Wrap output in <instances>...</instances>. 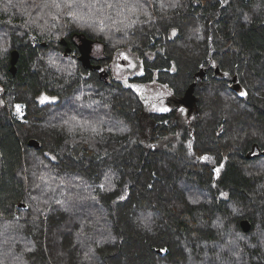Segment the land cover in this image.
<instances>
[{"label": "trees", "instance_id": "16d2710c", "mask_svg": "<svg viewBox=\"0 0 264 264\" xmlns=\"http://www.w3.org/2000/svg\"><path fill=\"white\" fill-rule=\"evenodd\" d=\"M0 90V264H264V0H0Z\"/></svg>", "mask_w": 264, "mask_h": 264}, {"label": "rangeland", "instance_id": "374dc122", "mask_svg": "<svg viewBox=\"0 0 264 264\" xmlns=\"http://www.w3.org/2000/svg\"><path fill=\"white\" fill-rule=\"evenodd\" d=\"M101 53V49L98 45H91L89 49L90 55H99ZM112 63V71L114 75V79L117 81L123 82L126 86L134 88L145 100L149 109H153L155 111L160 112L161 109L167 108L165 101L162 100V97L166 96V91L159 87L156 84H142L137 83L135 78L137 76L142 75L143 68L141 62L137 59V57L131 54L128 51H121L116 54V57ZM1 96V90H0ZM46 97V96H42ZM41 97V102H42ZM161 99V100H160ZM161 102H158V101ZM50 101L49 98L44 100L42 103ZM158 102V103H157ZM184 107V106H181ZM21 112L23 114V108H21ZM17 115H21L16 112Z\"/></svg>", "mask_w": 264, "mask_h": 264}, {"label": "water", "instance_id": "95a60500", "mask_svg": "<svg viewBox=\"0 0 264 264\" xmlns=\"http://www.w3.org/2000/svg\"><path fill=\"white\" fill-rule=\"evenodd\" d=\"M91 43L90 42H83L82 46H81V51H82V57H81V61L84 63V65L86 67H90L91 66V62H90V55H89V49H90ZM19 60V52L18 51H13L12 52V59H11V73L13 75L16 74L17 72V63ZM206 72L204 70H201L195 77V79H200L203 80L205 78ZM198 86V82L195 81L187 90L184 98L180 99V101L178 102L179 106H186V107H190V106H196L197 107V103H198V99L195 96V89ZM264 153H259L258 156L261 157L263 156ZM241 228L245 233H249L252 229V225L250 223V221L248 220H243L241 222ZM158 254L163 255L164 252H162L161 250H158Z\"/></svg>", "mask_w": 264, "mask_h": 264}, {"label": "snow or ice", "instance_id": "6c2138e0", "mask_svg": "<svg viewBox=\"0 0 264 264\" xmlns=\"http://www.w3.org/2000/svg\"><path fill=\"white\" fill-rule=\"evenodd\" d=\"M67 6H68V7H71V4H68ZM57 7H59V6L57 5ZM69 15H75V13H71V12H70ZM173 34H175V31L173 32ZM225 75H227V73H225ZM241 95L246 96L247 93H246V92H241ZM47 99H48V97H42V102H43L44 100H47ZM15 108H16V112L22 115V112H21V108H22V106L19 105V104H17V105H15ZM168 110H169V109H167V108L161 109V111H168ZM204 159H207V157H204ZM217 171H219V170L217 169ZM224 195H226V194H224ZM122 198H123V197H122ZM165 251H166V250H165Z\"/></svg>", "mask_w": 264, "mask_h": 264}, {"label": "flooded vegetation", "instance_id": "af4514ba", "mask_svg": "<svg viewBox=\"0 0 264 264\" xmlns=\"http://www.w3.org/2000/svg\"><path fill=\"white\" fill-rule=\"evenodd\" d=\"M200 79H196V81L198 82V85L200 84L199 82L201 81H199ZM184 108H186L188 111H189V113H191L192 112V110H193V108L195 109L196 108V106L194 105V106H190V107H184ZM259 153H263L262 151H260L259 149H254V150H252V152H250V155H254V156H257Z\"/></svg>", "mask_w": 264, "mask_h": 264}]
</instances>
